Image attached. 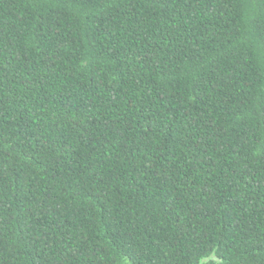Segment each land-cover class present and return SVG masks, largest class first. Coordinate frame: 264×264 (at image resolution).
I'll list each match as a JSON object with an SVG mask.
<instances>
[{
    "label": "trees",
    "instance_id": "obj_1",
    "mask_svg": "<svg viewBox=\"0 0 264 264\" xmlns=\"http://www.w3.org/2000/svg\"><path fill=\"white\" fill-rule=\"evenodd\" d=\"M0 264H264V0H0Z\"/></svg>",
    "mask_w": 264,
    "mask_h": 264
}]
</instances>
